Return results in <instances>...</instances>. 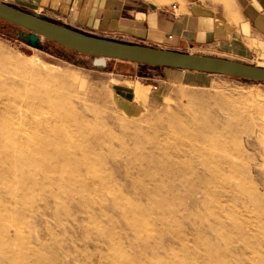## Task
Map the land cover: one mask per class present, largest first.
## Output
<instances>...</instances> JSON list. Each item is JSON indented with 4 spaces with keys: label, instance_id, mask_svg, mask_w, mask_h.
Returning a JSON list of instances; mask_svg holds the SVG:
<instances>
[{
    "label": "rangeland",
    "instance_id": "obj_1",
    "mask_svg": "<svg viewBox=\"0 0 264 264\" xmlns=\"http://www.w3.org/2000/svg\"><path fill=\"white\" fill-rule=\"evenodd\" d=\"M19 32L0 20V264H264V86Z\"/></svg>",
    "mask_w": 264,
    "mask_h": 264
},
{
    "label": "crops",
    "instance_id": "obj_2",
    "mask_svg": "<svg viewBox=\"0 0 264 264\" xmlns=\"http://www.w3.org/2000/svg\"><path fill=\"white\" fill-rule=\"evenodd\" d=\"M0 1L88 35L264 67V0H232V6L183 0L149 8L137 0ZM159 69L170 81L197 74Z\"/></svg>",
    "mask_w": 264,
    "mask_h": 264
},
{
    "label": "water",
    "instance_id": "obj_3",
    "mask_svg": "<svg viewBox=\"0 0 264 264\" xmlns=\"http://www.w3.org/2000/svg\"><path fill=\"white\" fill-rule=\"evenodd\" d=\"M154 7V6H152ZM0 19L22 29L19 39L42 51L49 40L75 52L151 67L222 75L264 84V67L96 37L0 1Z\"/></svg>",
    "mask_w": 264,
    "mask_h": 264
},
{
    "label": "bare ground",
    "instance_id": "obj_4",
    "mask_svg": "<svg viewBox=\"0 0 264 264\" xmlns=\"http://www.w3.org/2000/svg\"><path fill=\"white\" fill-rule=\"evenodd\" d=\"M60 46V45H59ZM61 47H63V46H61ZM63 48H65V47H63ZM65 49H67V50H70V49H68V48H65ZM70 51H72V52H75V51H73V50H70ZM75 53H78V52H75ZM78 54H80V55H84V54H81V53H78ZM84 56H87V55H84ZM88 57H91V58H95L96 60H95V64H96V67H99V68H104L106 65H107V63H106V61L108 60V59H104V58H101V57H94V56H88ZM17 66V65H16ZM18 67V66H17ZM23 68H26V67H23ZM19 70H20V68H19ZM23 71V70H22ZM27 71V70H26ZM21 72V71H20ZM34 72V71H33ZM28 73V72H27ZM23 74V73H22ZM34 74H37V73H35L34 72ZM46 76H48V75H46ZM21 77V76H20ZM28 77V76H27ZM30 77V76H29ZM54 77V76H53ZM18 78V77H17ZM52 78V77H51ZM26 79V78H25ZM54 78H52V80H53ZM22 80V79H21ZM28 80V79H27ZM29 80H30V78H29ZM32 80V79H31ZM35 80V79H34ZM33 80V82H35ZM52 80H50V81H52ZM50 81H48V82H50ZM25 82V81H24ZM32 82V81H31ZM37 82V81H36ZM62 82V81H61ZM26 83V82H25ZM27 84V83H26ZM34 85H36L35 83H34ZM37 85H39V84H37ZM36 85V86H37ZM52 85V84H51ZM28 86V85H27ZM56 86V85H55ZM54 86V87H55ZM32 87H34L33 86V83H32ZM30 88H31V86H30ZM39 88V87H38ZM37 88V89H38ZM49 88V87H48ZM63 88V87H62ZM24 89H25V87H24ZM27 89V88H26ZM34 89V88H33ZM40 89V88H39ZM43 89H45V87L43 88ZM47 89V88H46ZM50 89V88H49ZM36 90V89H35ZM34 90V91H35ZM63 89H61V91H62ZM33 91V92H34ZM37 91V90H36ZM52 91V90H51ZM56 91H58V90H56ZM44 92H47V91H44ZM48 92H50L49 90H48ZM48 92L46 93V95L48 94ZM54 92V91H53ZM59 92V91H58ZM54 93H56V92H54ZM61 93V92H60ZM66 93V92H65ZM71 94V93H70ZM36 95V94H35ZM48 97V96H47ZM10 98V97H9ZM61 98V97H60ZM12 99V98H11ZM10 99V100H11ZM26 99V98H25ZM236 99V98H235ZM29 100V99H28ZM32 100V99H31ZM48 100H50V98L48 99ZM56 100V99H55ZM14 101V100H13ZM27 102V101H26ZM25 104V103H24ZM43 106V105H42ZM218 106V105H217ZM61 107V106H60ZM50 108V107H49ZM54 109H55V107H54ZM210 109H212V108H210ZM53 111V110H52ZM56 111H58V109H56ZM54 113V112H53ZM60 113L58 112V115H59ZM62 114H63V112H62ZM76 115V114H75ZM62 116V115H61ZM78 116V115H77ZM54 117V116H53ZM58 117H60V116H58ZM80 117V116H79ZM78 117V118H79ZM61 118V117H60ZM60 118H58V119H60ZM72 118H73V116H72ZM68 120V119H67ZM61 120H59V122H60ZM66 121V120H65ZM68 121H70V120H68ZM66 124V123H65ZM69 124V123H68ZM66 126V125H65ZM63 128V127H62ZM60 130H61V128H60ZM62 131V130H61ZM65 134V133H64ZM91 134V133H90ZM91 136V135H90ZM58 143V142H57ZM48 147V146H47ZM47 147H45V148H47ZM66 149H68V148H66ZM70 150V149H69ZM68 150V151H69ZM42 151V150H41ZM46 151V150H45ZM65 151V150H64ZM62 152V151H61ZM66 152H67V150H66Z\"/></svg>",
    "mask_w": 264,
    "mask_h": 264
},
{
    "label": "trees",
    "instance_id": "obj_5",
    "mask_svg": "<svg viewBox=\"0 0 264 264\" xmlns=\"http://www.w3.org/2000/svg\"><path fill=\"white\" fill-rule=\"evenodd\" d=\"M1 20V19H0ZM3 21V20H2ZM5 22V21H4ZM6 23H8V22H6ZM9 24V26H12V27H14V28H17V29H19L20 31H22V29L21 28H19V27H17V26H15V25H13V24H10V23H8ZM44 42V44H46V43H48V42H50V43H53V42H51V41H49V40H43ZM55 44V43H54ZM55 46H58V47H60V48H62V49H64V50H67V49H65V48H63V47H61V46H59V45H55ZM68 51H70V50H68ZM70 52H72V51H70ZM73 54H76V55H79V56H83V57H85V58H87V59H91V57H88V56H84V55H80V54H78V53H75V52H72ZM234 79V78H233ZM239 80H243V79H239ZM243 81H248V80H243ZM251 82H253V81H251Z\"/></svg>",
    "mask_w": 264,
    "mask_h": 264
}]
</instances>
